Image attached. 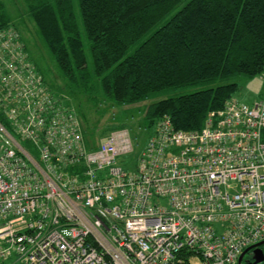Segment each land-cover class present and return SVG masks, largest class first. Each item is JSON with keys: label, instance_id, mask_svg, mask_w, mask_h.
Here are the masks:
<instances>
[{"label": "built area", "instance_id": "2783aa9c", "mask_svg": "<svg viewBox=\"0 0 264 264\" xmlns=\"http://www.w3.org/2000/svg\"><path fill=\"white\" fill-rule=\"evenodd\" d=\"M0 113V264H238L264 240V97H231L199 130L165 115L132 159L127 127L92 147L8 26Z\"/></svg>", "mask_w": 264, "mask_h": 264}, {"label": "trees", "instance_id": "16d2710c", "mask_svg": "<svg viewBox=\"0 0 264 264\" xmlns=\"http://www.w3.org/2000/svg\"><path fill=\"white\" fill-rule=\"evenodd\" d=\"M24 1L37 39L22 32L3 0L0 28L18 30L28 50L42 41L65 82L59 91L66 88L77 100V109L68 103L85 122L90 118L79 89L89 91L90 100L98 94L97 102L136 106L149 127L169 115L177 128L199 130L212 110L241 89L236 77L264 73V0ZM36 66L54 90L59 81L49 64L43 59ZM0 121L11 130L1 113ZM122 127L103 135L87 127L84 133L95 148Z\"/></svg>", "mask_w": 264, "mask_h": 264}, {"label": "rangeland", "instance_id": "374dc122", "mask_svg": "<svg viewBox=\"0 0 264 264\" xmlns=\"http://www.w3.org/2000/svg\"><path fill=\"white\" fill-rule=\"evenodd\" d=\"M6 5V10L10 18L21 28L22 32L26 33V36H30L31 39H37L35 35V27L34 23L31 22L28 14H27V4L24 0H3ZM83 39L85 41V49L87 54L89 55V44L87 43L86 36L83 35ZM32 47H30L29 52L32 55V58L36 61V63H40L43 65V59L49 64L52 73L56 76V82L59 81L57 87L54 89L56 93L65 95L66 100L72 103L73 106H78L79 103L74 99L72 95L67 93L65 89L60 92L61 84L65 85L60 75V70L56 65V62L48 52L46 46L39 41L37 46L33 43ZM47 79H51V75L49 72L45 73ZM235 80H239L241 83V89L235 95L236 98L241 101H245L248 103H253L254 101L261 99L264 97V78L261 75H256L251 78H238ZM66 86V85H65ZM53 90V91H54ZM99 92V91H98ZM97 92V93H98ZM94 93V91H93ZM91 95L89 91L84 89H79L77 91V96L83 103L84 111L89 115L90 120L88 122L83 121V126L85 132L91 130V132H96L97 135H103L107 133L111 128L118 127L120 125H125V127L129 128L132 132L136 143V151L134 154L130 155L129 158H134V156H138L143 147L148 142L151 135L154 133L155 128L149 127L147 123L143 120V114L136 106L125 107L117 104L113 100L104 99V101L97 102L98 99L101 98L100 95L96 94L95 100H90L88 97ZM77 109V107H76ZM245 264L246 262L243 261ZM5 264H23L22 262H15L13 258L6 261ZM196 264V263H194ZM264 264V262L259 263Z\"/></svg>", "mask_w": 264, "mask_h": 264}, {"label": "water", "instance_id": "95a60500", "mask_svg": "<svg viewBox=\"0 0 264 264\" xmlns=\"http://www.w3.org/2000/svg\"><path fill=\"white\" fill-rule=\"evenodd\" d=\"M264 244V240L259 242L258 244L256 245H253L251 247H248L247 249H245L242 254L240 255L239 257V263L238 264H241L242 261H243V257L244 255L246 254L247 251H249L250 249L254 248L255 246H258L257 248H254L253 250V258H254V261L253 262H250L251 264H259V263H262L264 262V251L261 247H259L260 245Z\"/></svg>", "mask_w": 264, "mask_h": 264}, {"label": "flooded vegetation", "instance_id": "af4514ba", "mask_svg": "<svg viewBox=\"0 0 264 264\" xmlns=\"http://www.w3.org/2000/svg\"><path fill=\"white\" fill-rule=\"evenodd\" d=\"M262 247H264V246H262ZM253 250L254 249H250L249 251H247L246 254L243 257V260H246L249 257H253ZM252 261H254V260H252Z\"/></svg>", "mask_w": 264, "mask_h": 264}]
</instances>
